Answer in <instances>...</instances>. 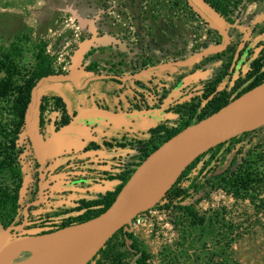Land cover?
Wrapping results in <instances>:
<instances>
[{
	"label": "rangeland",
	"instance_id": "rangeland-1",
	"mask_svg": "<svg viewBox=\"0 0 264 264\" xmlns=\"http://www.w3.org/2000/svg\"><path fill=\"white\" fill-rule=\"evenodd\" d=\"M41 44L55 75L32 89L17 141L18 208L15 213L4 211L10 224L5 236L0 226L9 246L48 235L43 233L59 223L55 215L62 217L80 200L97 199L107 189L122 186L109 177L131 174L167 142L148 130L143 136L112 139L106 146L99 140L98 148L65 147L62 142L71 128L54 132L53 123L60 122L63 110L53 97L79 113L74 124L79 129H84L83 118L95 121L97 138L105 120L100 110L107 107L97 96L121 97L127 110L145 111L158 124L176 127L180 116L175 111L198 103L217 75L227 71L218 90L234 91V82L243 79L253 60L264 64V0H242L227 17L202 0H0V59L10 58L14 73L19 71L11 77L17 85L29 80ZM4 77L0 72V80ZM63 79L70 82H57ZM73 79L89 83L75 89ZM247 83L238 82L241 87ZM95 101L97 109L91 106ZM203 121H193L184 137L192 136ZM209 157L193 170L196 187L189 189L188 198L169 210H151L156 202L129 210L107 247L87 264H135L123 235L127 231L149 253L147 264H264V182L248 192L255 195L252 201L235 200L218 185L237 167L264 176V125L227 141L202 166ZM255 157L261 159L249 165ZM4 183L13 188L10 181ZM183 206H192L203 226L189 225ZM219 247L226 249L224 256L215 255ZM8 255L3 256L4 262L9 258L5 264H29L32 252L18 249Z\"/></svg>",
	"mask_w": 264,
	"mask_h": 264
},
{
	"label": "trees",
	"instance_id": "trees-1",
	"mask_svg": "<svg viewBox=\"0 0 264 264\" xmlns=\"http://www.w3.org/2000/svg\"><path fill=\"white\" fill-rule=\"evenodd\" d=\"M242 0H202L210 9L219 14L222 17H227L233 9ZM35 67L29 75V80L24 81L23 85H17L16 81L11 79L13 74L19 76L15 72V69L11 65L10 58L3 57L0 59V72L4 74V78L0 80V226L2 229L7 230L10 226L6 222L4 211L9 210L15 213L18 208V191L21 187V171L17 164V156L19 151L17 150V141L25 125L26 113L28 111L31 91L36 86L37 82L41 79L52 77L55 75L51 69V63L48 57L45 55L44 44L39 45L37 53L34 55ZM11 69V70H10ZM227 71H223L217 75L211 82L208 83L202 96L198 99V103H190L188 107L180 108L175 111L179 114V123L176 127L166 128L162 124H158L149 129L151 135L159 136L161 134L162 141H168L170 138L176 136L184 129H186L193 121L201 122L217 114L221 109L227 107L232 101L240 99L243 94L248 93L260 85L264 84V64H260L259 61L253 60L251 62L250 69L244 74L243 79H238L234 82L235 90H218V85L224 79ZM248 82L246 86H240L238 82ZM12 97V98H11ZM240 97V98H239ZM11 98V99H10ZM45 97H41L40 101H43ZM53 101L56 106L60 107L62 115L60 122H54V132H58L60 128L67 126L70 122V117L66 116L64 103L61 98L53 97ZM4 102H6L4 104ZM202 104V107L200 105ZM44 105L38 107V128L43 127L42 112ZM227 143V142H225ZM225 143H222L213 149L201 154L194 159L189 165H187L176 177L174 182L165 190L163 196L156 202L151 210H169L174 204H178L190 196L189 189L195 188L192 186V182L195 177H192L193 170L197 167L198 163L202 161V158L206 154H210L207 161L202 162V166L210 164L216 154V151L222 147ZM94 148H98V145L90 143ZM103 146L108 145L105 141L102 142ZM214 152V153H213ZM147 156V155H146ZM261 157H255L253 163L256 160H260ZM264 161V159H263ZM252 171L254 173H252ZM116 175L109 177V180H120L122 183L126 181L127 175ZM257 177H260L256 180ZM261 174L257 173V170H251L247 172L242 168H236L235 171L229 173V180L225 177H221L218 180V185L221 190L231 195L235 200H253L252 196L247 195L254 185L263 184L264 180ZM8 180L13 184V188L5 185L4 181ZM252 184V186H251ZM121 185L117 186L113 191H106L103 195L98 196L93 200H80L77 207L70 212L62 213V217L59 218L58 225L55 226L53 231H48L43 234H50L64 228L86 223L104 210L114 200ZM182 213L188 218L189 225L203 226L204 219L200 218L193 210L192 206L181 207ZM148 212V211H147ZM146 212V213H147ZM144 214V213H143ZM146 215V214H145ZM209 223L211 220H207ZM0 227V228H1ZM232 231L229 228L230 235ZM125 239L129 241V249L136 256L135 264H147L150 255L146 250L139 247L137 240L132 232H123ZM111 239L107 241L105 246L96 254L99 255L103 252L104 248L110 243ZM224 247H219V252L216 251V256H224Z\"/></svg>",
	"mask_w": 264,
	"mask_h": 264
},
{
	"label": "water",
	"instance_id": "water-1",
	"mask_svg": "<svg viewBox=\"0 0 264 264\" xmlns=\"http://www.w3.org/2000/svg\"><path fill=\"white\" fill-rule=\"evenodd\" d=\"M262 107V114L253 117L255 112ZM264 125V99L249 111L245 120L238 124L207 136H199L182 143L179 146L169 147V142L178 137L185 129L170 138L161 147L148 155L129 175L121 186L109 207L99 214L92 222L90 228L81 239L65 264H87L105 246L107 241L121 226L126 217L127 209L132 201L136 188L150 177L165 173L171 169L182 167L181 171L194 159L208 150L225 143L234 137L252 131ZM180 171V172H181ZM179 175V174H178ZM177 175V176H178ZM176 179V178H175ZM174 182V181H173ZM165 192V191H164ZM163 192V193H164ZM163 194L161 195V197ZM160 197V198H161ZM157 202V201H155ZM154 204V203H153ZM82 225V224H81ZM74 225L70 227H77ZM70 227L59 231H64ZM21 230L22 227L16 228ZM3 231H5L3 229ZM58 232V231H57ZM56 233V232H53ZM51 233V235L53 234ZM50 235V234H48ZM47 236V235H46ZM46 236H41L43 238Z\"/></svg>",
	"mask_w": 264,
	"mask_h": 264
},
{
	"label": "bare ground",
	"instance_id": "bare-ground-1",
	"mask_svg": "<svg viewBox=\"0 0 264 264\" xmlns=\"http://www.w3.org/2000/svg\"><path fill=\"white\" fill-rule=\"evenodd\" d=\"M263 99L264 85H260V87L258 86V88L245 93V95L243 94V96L235 103L221 109L217 114H215L216 116L212 115L203 121L202 124L197 125L192 136L184 137L187 134L185 132L190 129L188 128L179 134L177 138L170 140L168 146H179L195 137L207 136L212 133L228 129L245 120L249 111L253 109L254 106H257ZM262 111L263 109L260 107L255 112L253 117L262 114ZM180 168L182 167H177L166 171L165 173L157 174L140 184L134 192V196L126 212V217L129 210L132 213L135 210L147 208L159 199ZM91 224L92 222L88 221L77 227H70L64 231H56V233L47 235L43 238H28L13 245L9 243L11 246L7 245L4 238L0 236V264H5L7 259L11 257V255L10 257L8 255L10 250L14 251L18 249L32 252L29 264H65L90 228ZM1 231L2 235L5 236L6 231H3V229ZM4 255H8L9 257L5 260V262L3 260Z\"/></svg>",
	"mask_w": 264,
	"mask_h": 264
},
{
	"label": "crops",
	"instance_id": "crops-1",
	"mask_svg": "<svg viewBox=\"0 0 264 264\" xmlns=\"http://www.w3.org/2000/svg\"><path fill=\"white\" fill-rule=\"evenodd\" d=\"M74 81V88L80 89L85 87L89 81L82 80L79 82L76 79ZM44 81L40 82L37 87H39ZM57 82H65L69 83L70 81L59 80ZM96 101L100 103L107 104V107L102 108L100 112L105 114V120L102 126V132L100 133V137L97 138L95 134L96 126L95 121H87L86 118L81 120L84 129H79L78 126H74L76 120L79 118V113L75 110H69L68 105H65V112L70 116V122L67 126L60 128H71V132L69 137L62 142L63 146L70 147V146H78L83 149L86 148L90 143H94L96 145L101 146L98 141H111L112 139L117 138H129L134 135H141L143 136L146 131L150 128L155 127L159 122L153 117H150L145 111H137V110H127L125 108L126 100H121V97H111L106 96L105 99L102 96H97ZM92 103V107L94 106L97 109L96 103ZM92 125V127H90ZM60 130V131H61ZM56 133V132H55ZM54 156V155H53ZM91 156V155H88ZM95 157V155H92ZM111 191L112 189H107Z\"/></svg>",
	"mask_w": 264,
	"mask_h": 264
}]
</instances>
